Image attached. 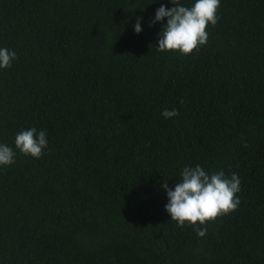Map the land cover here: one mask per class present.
Wrapping results in <instances>:
<instances>
[{"label": "trees", "instance_id": "trees-1", "mask_svg": "<svg viewBox=\"0 0 264 264\" xmlns=\"http://www.w3.org/2000/svg\"><path fill=\"white\" fill-rule=\"evenodd\" d=\"M161 4L174 6L0 0V48L17 55L0 69V144L15 153L0 264H264V0H220L189 55L156 50ZM33 127L40 158L15 148ZM197 164L240 179L239 206L197 224L203 237L171 220L161 187Z\"/></svg>", "mask_w": 264, "mask_h": 264}, {"label": "clouds", "instance_id": "clouds-1", "mask_svg": "<svg viewBox=\"0 0 264 264\" xmlns=\"http://www.w3.org/2000/svg\"><path fill=\"white\" fill-rule=\"evenodd\" d=\"M174 5L166 8L163 4L155 10L150 26L166 18L157 41L156 50L173 51L181 55H189L208 41L207 27L217 23V9L220 0H194L191 6L181 5L179 0H170ZM134 31L141 32L140 18L137 17ZM17 59L15 51L0 48V69L10 68ZM165 118L177 116L176 109H165L161 113ZM15 148L24 155L40 158L47 147L46 132L36 128L23 130L15 135ZM15 153L6 144H0V166L13 164ZM165 190L168 203L165 211L178 227L185 223L193 226L199 237L207 233L208 222L230 214L239 206L236 195L240 191V179L237 173L226 176L223 171H205L199 164L194 167L185 166L180 172V179L173 189L167 182L161 184ZM197 224L201 226H197Z\"/></svg>", "mask_w": 264, "mask_h": 264}]
</instances>
